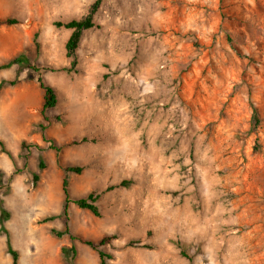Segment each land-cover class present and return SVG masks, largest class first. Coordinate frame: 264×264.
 <instances>
[{
	"label": "rangeland",
	"instance_id": "rangeland-1",
	"mask_svg": "<svg viewBox=\"0 0 264 264\" xmlns=\"http://www.w3.org/2000/svg\"><path fill=\"white\" fill-rule=\"evenodd\" d=\"M95 1L0 0V20L19 22L0 26V65L27 58L0 71V199L18 264H69L61 247L74 264L98 252L106 264H264V0H100L68 57L57 24ZM38 78L57 97L48 121ZM64 177L71 199L99 195L98 217L68 204L73 240L50 234L64 228Z\"/></svg>",
	"mask_w": 264,
	"mask_h": 264
},
{
	"label": "trees",
	"instance_id": "trees-1",
	"mask_svg": "<svg viewBox=\"0 0 264 264\" xmlns=\"http://www.w3.org/2000/svg\"><path fill=\"white\" fill-rule=\"evenodd\" d=\"M99 2H100V0H96L91 5L88 13L85 16H83L81 19L71 20L67 23H58L57 24V26L63 27L65 29L71 31V33L67 39V42L65 44V49H66L68 57H74L75 51L77 50V48L79 46V42L81 39L82 32L94 27L93 16H94V14L98 8ZM18 23L19 22L16 19L6 18L3 20H0V26H5V27L14 26V25H17ZM34 44L36 46V49L38 50V44L35 40H34ZM22 65H27V58L24 54H19L16 57L10 59L8 62L1 64L0 65V71L5 70V69H9L13 66L21 67ZM32 70L35 73L38 72L34 68H32ZM37 82H38L40 89L43 92V102H42L40 113H41V116L43 117V120L48 121L45 114L55 108L56 102H57V97H56L54 89L51 86L47 85L41 78H38ZM9 84L14 85V82H10ZM251 110H252L251 118H252L253 123H254L253 125H258L259 119L257 116V110L255 107H252ZM43 140L47 141L44 136H43ZM21 146L24 149H27L25 142H22ZM0 148H1L2 153L6 154L7 156H9L11 158V155L5 150V148L3 147L1 142H0ZM53 149L57 153V157H58L59 149L56 147H53ZM38 168L40 170L44 169V164H43L42 160L39 161ZM64 171L65 172H74V173L78 174L81 172V169L77 168V167H66L64 169ZM38 179H39L38 175H36V174L32 175L33 186L36 185ZM9 191H10L9 187H5V185L3 184V173H2V171H0V196H1V194H8ZM62 191H63L64 199H63L61 214L59 215V217L62 218V220H63L64 228H63V230L50 229V234H52L56 238L68 236L70 240H73V237L69 235V230H68V225H67V222H68V204L72 203L75 206H77L79 209L86 210V211L90 212L92 215L98 217L100 215V213H99V209L96 205V202L99 199V195L96 194L95 192H90L89 194H87L83 198L71 199L69 196V192H68V182H67V179L65 177L63 178V181H62ZM9 218H10V213L3 207V203L0 199V232H2L6 237V240H5L6 252L11 258V264H18V258H19L18 252L13 248L11 241H10L9 233H8L7 229L5 228V222ZM55 218H56L55 216H51L49 218H46L43 222H50V221L54 220ZM107 240H109L108 237H103L99 241L98 245L99 246L103 245ZM80 242L85 244L86 246L94 249V250H96L98 247V245H96L90 241H81L80 240ZM69 254H70V256H69ZM60 255H61L63 260H68L67 262L69 264H74V258L76 256V251L74 248L71 247L70 249H66L65 247H61L60 248ZM98 255H99V264H106V261L111 258L109 255H105L102 252H98Z\"/></svg>",
	"mask_w": 264,
	"mask_h": 264
}]
</instances>
